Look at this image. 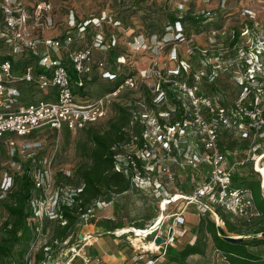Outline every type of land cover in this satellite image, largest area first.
I'll use <instances>...</instances> for the list:
<instances>
[{"label": "built area", "instance_id": "2783aa9c", "mask_svg": "<svg viewBox=\"0 0 264 264\" xmlns=\"http://www.w3.org/2000/svg\"><path fill=\"white\" fill-rule=\"evenodd\" d=\"M236 1L242 3L244 0ZM66 19L63 21L54 13L51 0H0V146L5 143L12 152H16L20 151L17 144L19 139H26L42 130L57 134L82 131L105 119L109 104L127 92L146 89L151 95L152 106H163L160 104L171 89L175 94L182 93L189 104L183 105L180 97H175L183 109L181 120L170 124L164 122L162 113L158 120L150 113L140 115L142 130L138 143L137 137L133 136L135 149L132 148L127 154H118L114 168L125 175L130 186L141 188L152 183L153 188H161L160 180L151 181L149 176L158 150L169 158L174 153L177 158L181 144H186L188 137H195L196 150L184 153L185 166L197 170L205 167L206 173L202 174L199 185L192 193L186 195L179 191L169 199L161 200V211L164 202L167 207L177 197L179 199L175 203L183 202L185 206L165 217L168 222L172 220L168 228L171 233L169 239L163 244H156L153 240L160 257L167 245H173L174 237H182L186 232L185 229L176 228L185 223L183 213L189 205L196 206L199 217L209 212L217 228L223 223L215 214L216 208L237 219L257 217L251 191L245 187L238 188L233 182L236 167L244 165L248 158L231 163L220 149L218 138L227 130L236 131L243 139L252 136L264 138V20L259 19L252 8L236 6L235 11L223 16L216 26L210 27L207 45L186 50L187 56L199 58L202 69L195 72L191 80L180 81L178 69L162 72L154 64L148 71L140 72L138 79L134 75L121 77L123 73L107 70L105 62L94 61V50L106 52L110 45H115L113 39L106 42L105 36L98 32L91 45L72 48L77 35H83L90 26L100 28L105 16L75 21L70 12ZM59 22L65 32L61 36L48 35L54 32ZM174 27L178 28L174 31L176 35L183 37L181 25L177 22L169 28ZM130 45L136 51L151 49L142 37H137ZM121 59L119 57L117 61L123 64ZM181 63L188 68L185 61ZM93 67L99 70L101 78L108 81L121 78L122 81L119 88L111 93L82 100L73 92L72 72L78 77L80 86L82 77L90 76ZM221 74L231 78L237 88L235 97L229 102H224L218 92L214 91L216 94L211 97L198 86L199 81L215 84ZM24 92H37L43 99L26 100ZM177 107L175 105L172 111ZM135 116L133 114V118ZM20 149L24 151L27 145H22ZM175 157L171 159L177 162ZM254 170L259 173L256 161ZM163 171L171 179V171L168 168ZM45 175L46 172L34 171L32 180L36 189H45ZM108 204L97 201L101 208ZM52 214L60 217L58 208ZM159 227L143 238H149ZM156 237H159L158 234ZM149 263H153V260H147L146 264Z\"/></svg>", "mask_w": 264, "mask_h": 264}, {"label": "rangeland", "instance_id": "374dc122", "mask_svg": "<svg viewBox=\"0 0 264 264\" xmlns=\"http://www.w3.org/2000/svg\"><path fill=\"white\" fill-rule=\"evenodd\" d=\"M222 1L224 2L222 3ZM51 3L54 13L63 21L67 20V15L70 12L76 19L75 21H86L91 17L105 16V21L100 28L95 29L90 26L83 35H77L72 48L77 49L91 45L95 35L101 32L105 36L106 42L112 41V39L115 41L116 48L112 51L122 57L120 61H123V64L121 67H116V64H113L109 58L111 49L107 52L94 50V61L105 62L107 70L112 72L119 71L123 73L122 75H126L128 72L132 73L137 79L140 72H143V70L148 71L154 64L155 68L162 72L178 69L180 71L178 75L180 81L191 80V76L202 68L199 58L192 55L187 56L186 50L197 49L200 45H207L210 27L216 26L223 16L235 11L236 6L250 7L259 19L264 20V0H244L242 3L240 2L241 4L236 0H51ZM206 13H209V15L206 16ZM170 14L180 17L203 15L206 17L204 21L208 18V24L204 21L200 22V27H197V29H201V31L197 32L189 28L190 24L186 22V26L183 28V37L179 38L174 32L178 28H169L171 22L168 15ZM117 21H119V25H116ZM63 27L59 22L54 32L51 31L48 35L61 36L65 32ZM137 37H142L147 41L151 49L144 51L132 50L130 43ZM163 41H167V43ZM174 58L175 60H172ZM182 61L186 62L188 68L183 67ZM91 76H95L97 79L93 84L88 83L87 85V92L91 100L101 96L100 86L102 84L113 85L115 83V81L101 78L99 70L94 67ZM198 86L211 97L216 94L214 91L218 92L223 97L224 102L233 100L237 93V88L231 78H228L225 74L219 75L217 82L213 85L199 81ZM176 96L180 97L183 105H189L182 93L175 94L171 89L165 101L160 104L163 106L157 107H153L154 104L152 103L149 104L147 97L140 92L124 93L123 96H118L109 104L106 118L94 124L93 130L95 132L105 130L108 121L115 115V105L124 104L125 106L131 105L139 115L150 113L157 120L159 117L161 118L162 113L164 122L169 123L175 118L177 109L174 111L172 109L175 107ZM24 97L26 100L31 98L43 99L42 95L37 92H24ZM132 121L138 132H141L142 125L137 114L135 118H132ZM88 137L85 131L57 134L42 130L26 139H19L17 144L20 151L12 152L5 143H2L3 147L0 154V225L7 219L4 206L8 202L12 180L16 175L22 173L21 164L28 158L33 157L35 161L31 166V175L34 171L46 172L44 177L45 189L33 191V197L29 202L33 215L28 218L24 230L18 237L12 255L13 262H10V264H35L36 252L44 249L51 235H53V230L59 218L52 213L57 210L59 205L71 202V196L77 188L65 185L63 179L65 176H74L76 169L86 163V155L89 153L90 148ZM136 137L138 143L139 137ZM194 138L188 137L187 143L181 144L177 152L180 156L176 158L175 154H172L177 162L171 159L172 156L169 158L160 149L158 150L157 157L155 156V160L151 163L152 172H149V176L151 181L154 179L160 180L161 188H153L152 183H148L141 188L132 185L127 192L120 195L105 193L97 201L102 200L109 203L107 207L101 208L96 201L85 214H77V221L70 231L72 235L71 243L67 246L66 243L68 242L55 244L54 258L57 262L65 264L70 258L73 259L71 264H94V260L98 261L90 254L95 244L92 246L86 245L89 240L92 241V236L96 237L87 234V227H90V225L102 226L105 219H112L114 223L120 222L124 225L122 230L118 229L120 231H114L113 235H106L109 237L108 241L110 243V240L114 237L119 240L118 246L122 248L123 264H146L147 260L150 259L153 260V263L149 264H164L158 249H156L157 245L154 244L155 246L151 249H147L138 241L141 240L145 244L153 243V240L157 238V234L164 240L169 239L168 228L172 225V220L168 222L165 217L179 212L185 205L183 202L175 203L173 201L174 203L168 204L166 207V202H164L161 211V200L169 199L170 196L179 191L186 195L192 193L199 185L202 174L206 173L204 172L205 167H200L197 170L185 166L184 153L196 150L194 148ZM218 140L220 149L229 157L228 161L231 163L240 161V159L237 160L240 157L248 158L246 165L236 167L234 184L239 186L247 179L260 180V174L254 170V166L255 161L257 166L258 159H260V164L264 166V138L258 139L252 136L243 139L236 131L227 130L219 135ZM22 145H27V149L22 151L20 149ZM132 148L135 149V143L129 146L125 145L121 150L123 154H127L126 152H131ZM153 150L155 151L154 147ZM166 168L171 171V179H168V173L163 171ZM159 175L161 178H158ZM261 193L264 196V192ZM185 213L188 214L187 219L189 221L186 224V232L182 237H174L178 241H172V244L179 249L186 240H189L192 229H195L197 223H199L200 213L196 206H187L183 217ZM161 214H163V217H161ZM159 219H162V224ZM159 225L160 227L154 234L147 239L143 238ZM179 226L183 225H178L176 229ZM132 227L134 229H131ZM218 233L222 237L235 238L226 235L223 226L218 228ZM257 238H264V235H258ZM83 248L84 251L81 252ZM203 251V256H191L187 259V263L225 264L224 259L214 249L209 239L203 242ZM254 251L264 257V246L254 248Z\"/></svg>", "mask_w": 264, "mask_h": 264}, {"label": "trees", "instance_id": "16d2710c", "mask_svg": "<svg viewBox=\"0 0 264 264\" xmlns=\"http://www.w3.org/2000/svg\"><path fill=\"white\" fill-rule=\"evenodd\" d=\"M168 17L171 22L169 23L170 26L178 22L183 30L186 22H189V28L197 32L201 31V29H197V27H200V22L206 18L203 15H185L180 17L174 14L168 15ZM204 22L208 24V18ZM117 23L118 25L120 24L119 21ZM115 48V45H110L109 49L111 51L107 50L110 53L109 58L114 65L116 64V67H121L122 64L117 61L120 56L112 51ZM126 75L132 76L134 74L128 72ZM126 75L124 74L121 77ZM95 80H97L95 76H84L79 86L78 77L72 72L74 94L82 100H91L87 92V85L88 83L93 84ZM121 81V78H117L113 85L102 84L100 86L101 96L115 91L119 88ZM140 93L147 97L149 104L152 103L151 95L146 89H141ZM174 105H178V107L176 108L175 118L170 124L181 120L183 115V109L179 107L180 102L175 100ZM114 108L115 115L108 121L105 130L95 132L93 125L82 130L89 136L90 148L89 153L86 155L87 161L76 169L74 176L64 177L65 185L77 188L71 196V202L59 205L58 213L60 219L57 220L53 235H51L44 249L36 252L35 264H44L49 257H54L55 244H62L66 241L68 242L67 245L71 243L72 235L70 231L77 221V214H85L89 207L105 193L120 195L131 188L125 175L114 170L115 157L121 154L123 146H129L134 143L132 140L133 135L138 137L141 135V132H138L137 127L132 122L133 114L140 115L135 112L131 105H115ZM2 147L1 143L0 154ZM34 161L35 159L30 157L22 163V173L16 175L12 180L8 202L4 206L7 219L0 225V264L13 262L12 255L18 237L24 230L28 218L33 215L29 202L33 197V191H38L31 175V166ZM239 187H245L251 191L254 208L258 212V216L250 220L237 219V217H233L220 208L215 209V214L219 221L223 223V231L226 235L244 237V239L232 241L220 236L216 226L217 223L214 222L209 212H205L199 217L197 227L192 229L189 240H186L180 249L174 245L165 247L164 254L161 256L162 262L164 264H188L187 259L189 257L195 255L203 256V242L209 239L214 249L224 259L225 264H264V257L254 251V248L264 246V238H257L258 235L264 233V196L261 193V182L260 180L247 179L242 184H239ZM62 223L64 224L62 225ZM102 227L106 231L114 232L118 229L122 230L124 225L120 222L114 223L112 220H104ZM193 238L195 240H192Z\"/></svg>", "mask_w": 264, "mask_h": 264}, {"label": "crops", "instance_id": "0c3cea01", "mask_svg": "<svg viewBox=\"0 0 264 264\" xmlns=\"http://www.w3.org/2000/svg\"><path fill=\"white\" fill-rule=\"evenodd\" d=\"M242 160L245 159V157H240L237 160ZM246 165V164H245ZM245 167V166H244ZM235 174V173H234ZM187 213L184 214L183 220H184V224L183 226H179V228L181 229H186V224L189 222L187 219ZM106 221L112 220V219H105ZM131 229H134V227H132ZM121 230V229H120ZM118 230V231H120ZM90 235H94L96 237H91L92 241L89 240L88 243H86V245L88 246H92L93 244H95V247H93V250H91V255L94 256L96 259H98V261L94 260V264H123V257L122 255V248L118 246L119 244V240H117L115 237L110 240L111 243L108 241V236L106 235H113V232H109L106 231L104 229V227L102 226H94V225H90V227H87V234ZM134 233V232H133ZM90 237V236H89ZM88 237V238H89ZM99 237V238H98ZM178 241L175 240L174 242ZM67 242V241H66ZM67 246V243H66ZM91 248V247H88ZM84 251V248L81 249V252ZM73 259H69L67 260V262H65V264H71ZM96 262V263H95ZM59 264H64L59 262Z\"/></svg>", "mask_w": 264, "mask_h": 264}, {"label": "bare ground", "instance_id": "6f19581e", "mask_svg": "<svg viewBox=\"0 0 264 264\" xmlns=\"http://www.w3.org/2000/svg\"><path fill=\"white\" fill-rule=\"evenodd\" d=\"M261 159H262V158H261ZM256 168H257L258 172L260 173L261 189L264 191V166L260 164V159H258V161H257V166H256ZM177 199H179V198L177 197V198L174 199L173 201L175 202ZM163 212H165V211H163ZM161 215H162L161 217H163V214H161ZM159 220H160V219H159ZM160 221L162 222V219H161ZM161 222H160V223H161ZM160 223H159V224H160ZM154 230H155V229H154ZM154 230H153L151 233H153ZM151 233H150V234H151ZM143 237H144V236H143ZM235 238L238 239V238H240V237H235ZM85 239H87V238L85 237ZM138 243L142 244L143 247H146L147 249H151V247L155 246L153 243H149V244L142 243L141 240L138 241Z\"/></svg>", "mask_w": 264, "mask_h": 264}, {"label": "water", "instance_id": "95a60500", "mask_svg": "<svg viewBox=\"0 0 264 264\" xmlns=\"http://www.w3.org/2000/svg\"><path fill=\"white\" fill-rule=\"evenodd\" d=\"M261 235H264V233H262ZM169 236H171L170 232H169ZM224 238H226L227 240H232V241H241L242 239H244V237L238 238V239L237 238L232 239V238H229V237H224ZM155 243L156 244H163V243H165V240L163 238H161V237H157L156 240H155ZM44 264H58V262H57V260L54 257H49Z\"/></svg>", "mask_w": 264, "mask_h": 264}]
</instances>
